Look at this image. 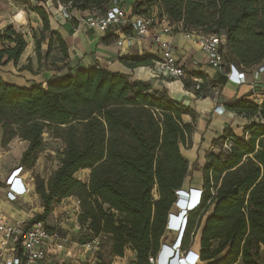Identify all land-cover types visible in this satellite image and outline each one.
<instances>
[{"label": "trees", "instance_id": "obj_1", "mask_svg": "<svg viewBox=\"0 0 264 264\" xmlns=\"http://www.w3.org/2000/svg\"><path fill=\"white\" fill-rule=\"evenodd\" d=\"M60 1H71L73 11L101 12L110 0ZM154 6L170 22L182 20L205 32L223 31L237 63L249 67L264 61V0H134L131 11L149 14ZM33 10L43 29L49 30L46 9L41 5ZM50 33L47 52L53 37L68 57L61 34ZM113 37L104 36L101 41L109 44ZM4 41L10 45L0 49V64L11 61L16 65L27 41L11 25L0 30V42ZM41 41L35 40L38 62ZM153 58L144 54L119 60L135 68ZM20 69L32 71L31 60ZM195 75L203 77V83L194 94L204 97L206 87L214 83L201 73ZM184 85L192 87L190 81ZM226 108L249 123L242 136L224 129L218 150L206 155L201 200L186 213L180 249H186L197 231L198 257L205 264H264V99L258 103L240 98ZM190 111V106L170 97L165 88L154 89L150 81L98 63L29 87L0 77L1 145L15 137L28 142L19 165L33 168L45 129L64 143L60 164L50 176L33 175L43 212L31 221L45 219L63 198L77 197L79 224L110 238L107 249L98 255L102 264L110 263H104V255L111 260L123 256L126 248L136 252L132 264H149L148 256L158 255L177 192L189 174L181 145L190 143L194 130L191 122L182 120ZM80 170H90L87 181L75 176ZM209 206L210 212L204 215Z\"/></svg>", "mask_w": 264, "mask_h": 264}, {"label": "built area", "instance_id": "obj_2", "mask_svg": "<svg viewBox=\"0 0 264 264\" xmlns=\"http://www.w3.org/2000/svg\"><path fill=\"white\" fill-rule=\"evenodd\" d=\"M41 2L46 11L48 7L54 6L66 22L74 17L77 29L85 31L94 29L102 35H114L120 53H127L139 38L147 39L160 48L161 54L155 56L149 64L134 68L138 69L141 75L146 76V81H165L170 84L178 82L181 88L192 95H195L194 90L200 88L203 77L187 73L185 66L180 63L178 54L180 48L176 45L177 35L186 42H192L204 52L207 65L222 73L231 84L247 83V73L251 74V84L258 83L264 76V61L249 67L237 63L227 49L226 34L223 31L205 32L200 28L184 24L182 20L170 22L166 14L157 6H154L149 14L140 15L131 11L134 0H110L101 12L73 11L71 1L65 3L60 0H41ZM184 81H190L192 87L186 88ZM206 89L207 95H215L218 92L216 84H210ZM254 98V101L261 102L264 99V89ZM224 111L223 105L214 108V112L219 114ZM223 147H228V143H223ZM19 168L22 167L19 165L13 171ZM6 183L8 185L6 198L10 202L18 201L29 191L30 193L35 191L29 183H23L17 176L12 175ZM32 185L34 187L33 181ZM62 200L53 206L45 219L34 221H31L32 216L28 213L23 218L15 219L0 209V264H49L50 261L65 263L66 260L71 264L80 257L84 259L85 264H102L98 255L107 249L108 243H104V239L108 235H95L86 226L79 224L80 202L77 197L70 196L67 202ZM59 205L63 209L55 214L54 210ZM53 213L55 219L59 220L50 224L48 218ZM71 220L78 229L84 228L82 238L78 239L81 242L72 241L69 233L63 228V224ZM71 246H77L78 251L73 254ZM170 251V246H162L157 256H148L149 264H162L163 259L159 261V255L162 254L166 258L171 254ZM179 257L178 261L182 262L181 255ZM173 262L178 263L177 260Z\"/></svg>", "mask_w": 264, "mask_h": 264}, {"label": "crops", "instance_id": "obj_3", "mask_svg": "<svg viewBox=\"0 0 264 264\" xmlns=\"http://www.w3.org/2000/svg\"><path fill=\"white\" fill-rule=\"evenodd\" d=\"M63 21L65 20L63 19ZM52 30L58 31L65 40L68 57L62 61L56 62V67L60 68L59 70L57 69L56 72L46 70L52 72L47 75V78L49 79L57 78L69 71L73 73L77 68H88L91 64L98 63L105 69L130 74L133 79L147 80L146 76L141 75L138 69L129 68L121 63L119 57L144 54H150L155 57L161 54L160 48L152 44L149 40L142 38L137 39L134 47L128 50L127 53H120L119 47L115 44L114 35L113 42L105 44L101 41V38L112 34L102 35L101 33H97L94 29H88L86 31L80 30L76 28V22L71 25L69 22L65 21V24L62 26L54 22ZM176 45L180 48V53L178 52L180 63L185 66L187 73H201L207 80L217 85V94L197 97L191 93H187L184 88H181L178 82L170 84L165 81H148L151 82L154 89L162 90L165 88L170 97L183 101L185 105L190 106L191 111L187 114H183L182 120L184 122H191L194 130L191 134L190 143L185 146L182 145L185 147L183 150L185 153H182L189 161L190 167L193 163L197 164L202 176V166L205 163V157L210 151L218 150L221 145L219 137L222 135L224 129H231L235 135L242 136L243 128L248 124L247 118L228 110L226 105L240 98L255 99L254 97L259 95L264 89V79L261 77V80L258 83L251 84V74L247 73V83L241 85L231 84L222 73L207 65V57L205 53L200 51L192 42H186L183 38L177 35ZM28 59L31 60V64L34 63V61L37 65L41 64L40 61V63L37 61L34 53H25L24 51L16 65L11 61L6 64H0V77L6 82L25 87H29L33 83H40L41 81L35 79L38 75L31 77L33 79L28 82L25 80V77H18L24 82V84H21V81L9 79L11 76L7 77V74L3 72L4 69L11 70L10 66H12V69H18V73L23 74V72L27 70H21L20 68L27 64ZM52 74L56 75L51 76ZM44 83L45 81L43 84ZM218 105H223L225 107L223 113L219 114L214 112V108ZM27 145L28 142L26 140L15 137L3 146L1 145L0 132V209L15 219L23 218L27 213L30 216H33L36 213L43 212L39 195L35 193V191L31 193L29 191L15 202H10L6 198V191L8 190L6 182L11 179L12 175L17 176L18 179L21 178L23 183H29L31 187L34 188L32 185L33 180L28 179L25 174V172L29 170L19 168L13 171L15 167L19 166L22 152L26 149ZM200 186L201 183L197 186L198 188L192 189H200ZM183 189L184 188H182V190ZM184 191L187 192L185 189ZM195 191L193 197L190 195L189 197L187 196L188 202L191 203V206L195 204L197 198L198 190ZM69 198L70 197L63 198L62 202H67ZM62 209L63 207L59 205L55 208L54 213L57 214L58 212H61ZM54 213L48 218V223L50 224L59 220L55 219L56 217H54ZM171 214L173 213L171 212ZM71 222L73 221L71 220L70 222L64 223L63 228L65 232L69 233L72 241L75 239L78 240L80 239V236L84 234V228L82 230L78 229L74 222V225L70 228ZM106 239L107 243H110V238L107 237ZM71 250L74 254L78 251V247L71 246ZM135 260L136 252L131 248H126L123 256H114L109 264H132ZM172 260L174 261L178 259ZM181 260H183L185 264H191L187 263L185 259ZM83 261L84 259L80 257L78 261L71 264H85ZM50 262L49 264H70L67 260L65 263L57 261Z\"/></svg>", "mask_w": 264, "mask_h": 264}, {"label": "rangeland", "instance_id": "obj_4", "mask_svg": "<svg viewBox=\"0 0 264 264\" xmlns=\"http://www.w3.org/2000/svg\"><path fill=\"white\" fill-rule=\"evenodd\" d=\"M127 2L129 3V1ZM41 3H42L41 0H0V30L5 28L8 25H11L13 29L21 33L24 39L27 41L25 53H32V54L34 53V55H36L35 40L42 39V41L40 42V55H41L40 62L41 64L37 65L34 61V63H32L33 70L32 71L27 70L29 72L24 71L23 74L18 73V69H12V66H10L11 70H8V69L3 70V72L7 74V77L11 76L9 77V79L21 81L20 82L21 84H24V82L21 78H18V77H25V80L28 82L31 79H33L31 77H34L35 75H38L35 77V79L38 81H41L40 83H43L44 81L46 82V80L49 79L47 78L48 77L47 75L49 73L56 72L57 69L58 70L60 69L56 67V62L66 59V57H64L61 53L57 40L53 37H52L53 42H52L51 50L50 52H47V40L51 36L50 31L52 30V26L54 25V22L62 26L65 24V21H63V18L60 12L57 11L54 6H51L50 8L48 7L47 12H48L50 29L44 30L41 18L33 10L35 6H41L42 5ZM75 22H76V19L73 17L69 21V24L73 25ZM8 45H10L9 42H6V41L0 42V49ZM46 70H52V72L51 71L48 72ZM53 75H56V74H52L51 76ZM262 78L264 79V76H262ZM248 123H249V120H248ZM1 131L2 129L0 125V132ZM63 148H64L63 141L60 138L53 137L49 133V131L45 129L43 132L42 147L38 153L37 160L32 170L29 169V171L25 172L28 179L33 180L34 174H39L41 175V177H44V178L49 177L51 172L55 168H57L60 164V158L62 157ZM184 149L185 147L181 145L182 152H184L183 151ZM89 171L90 170L88 171L80 170L75 174V176L77 178L82 179L83 181H87ZM200 183H201V173H200L199 167L197 166V164L193 163L190 167L189 174L186 177L183 188L189 191L192 188H198L197 186H199ZM181 196L182 195H180V197ZM39 200L41 203L40 197H39ZM187 203L188 202H185L184 200L179 198L177 205L181 207H186ZM210 210L211 209L209 206L208 210L204 212V215L210 212ZM178 211H179L178 206L173 207L172 213L176 214L178 213ZM183 223H184V219H183ZM73 225H74L73 222H71L70 228ZM181 232H182V229H180L179 231L168 230L165 233L161 247L164 245H168L172 247L171 250L178 248L179 247L178 243H179ZM196 233L197 231H195V233L191 235L186 249L185 250L180 249L181 253H179V255H181V259H185L187 263L205 264V261L203 260L200 261L198 257V236L196 237L197 235ZM81 238L82 236H80V239ZM106 240L107 239H104V243L107 242ZM74 241L81 242V240H76V239ZM261 251L262 253H264V248H261ZM161 258L164 260L165 257H163L161 254ZM103 261L104 263H107V262L109 263L110 259L107 255H104ZM236 264H241V263L237 262Z\"/></svg>", "mask_w": 264, "mask_h": 264}, {"label": "clouds", "instance_id": "obj_5", "mask_svg": "<svg viewBox=\"0 0 264 264\" xmlns=\"http://www.w3.org/2000/svg\"><path fill=\"white\" fill-rule=\"evenodd\" d=\"M195 190H198V192H197V198H196V201H195V204L194 205H187L186 207H181V206H179V205H176V206H178V208H179V211H178V213H176V214H170V215H175V216H181L182 217V219L180 220V222H177V223H173V222H171V220H170V216H169V221H168V223H167V230H174V231H179V229L181 228L182 229V232H181V235H180V238H179V243H178V248H176V249H173L174 250V256L168 261L167 260V256H166V258H165V261L164 262H162V264H178V263H174L173 262V260L172 259H180V255H179V253H180V240H181V236H182V233H183V230H184V227H185V223H186V213H187V211H189V210H191L192 208H194V207H196L198 204H199V202H200V200H201V195H202V191H201V189H190L189 191H187V192H184L183 190H180V191H183L184 193H185V195L186 196H188V195H190V196H192L193 197V195H194V193L196 192ZM177 195L178 196H180L181 194H178L177 193ZM183 219H184V223H183V225H182V227H180V223H181V221L183 222ZM172 248V247H171ZM172 254H170V255H168V256H171ZM160 258H161V255H159V257H158V259H159V261H160Z\"/></svg>", "mask_w": 264, "mask_h": 264}, {"label": "bare ground", "instance_id": "obj_6", "mask_svg": "<svg viewBox=\"0 0 264 264\" xmlns=\"http://www.w3.org/2000/svg\"><path fill=\"white\" fill-rule=\"evenodd\" d=\"M180 199H182V200H184V201L188 202V197H187V196H185V195H182V196L180 197ZM187 205H189V206H190V205H191V203H189V202H188V203H187ZM181 223H182V221H181ZM181 223H180V227H181ZM170 248H171V247H170ZM170 253H171V254H173V253H174V250H171V251H170ZM166 254H167V253H166ZM167 256H168V255H167ZM177 262H178V264H185V262H183V261H182L183 263H182V262H180V261H178V260H177Z\"/></svg>", "mask_w": 264, "mask_h": 264}, {"label": "water", "instance_id": "obj_7", "mask_svg": "<svg viewBox=\"0 0 264 264\" xmlns=\"http://www.w3.org/2000/svg\"><path fill=\"white\" fill-rule=\"evenodd\" d=\"M179 198H180V196H178V198H177V202H176L175 206L177 205V203H178V201H179ZM170 214H171V213H170ZM170 214H169V216H170ZM169 216H168V221H169ZM168 221H167V223H168Z\"/></svg>", "mask_w": 264, "mask_h": 264}]
</instances>
